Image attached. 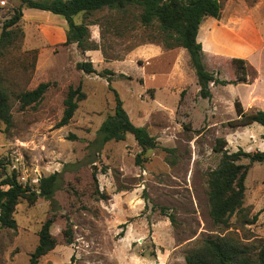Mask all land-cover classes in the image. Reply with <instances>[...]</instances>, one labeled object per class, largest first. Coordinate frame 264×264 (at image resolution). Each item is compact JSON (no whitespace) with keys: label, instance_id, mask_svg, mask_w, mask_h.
<instances>
[{"label":"rangeland","instance_id":"rangeland-1","mask_svg":"<svg viewBox=\"0 0 264 264\" xmlns=\"http://www.w3.org/2000/svg\"><path fill=\"white\" fill-rule=\"evenodd\" d=\"M19 5L0 0V31ZM22 13L17 38L0 50V84L12 113L9 127L0 122V173H14L36 192L39 180L55 172L62 184L53 204L41 197L33 204L19 201L16 228H0V264H28L52 215L57 246L38 264H186L204 239L264 242V163L249 169L243 209L228 226L213 223L207 195L208 173L221 159L214 151L217 139L230 153L264 151L263 126H229L237 119L235 102L247 113L264 112V0H224L219 20L202 21L197 42L206 70L233 81L239 61L246 76L237 85L210 84V99L198 96L187 51L153 40L156 32L142 26L137 9L77 15L74 22L87 26L97 48L85 52L64 45L61 16L25 8ZM83 61L95 73L77 70ZM104 70L114 73L110 84L100 77ZM40 83L49 85L41 101L21 110L18 94ZM78 85L85 98L71 121L57 127L67 90ZM108 85L132 124L145 128L159 148L142 153L131 135L99 151L88 147L115 109ZM66 226L71 244L63 237Z\"/></svg>","mask_w":264,"mask_h":264},{"label":"trees","instance_id":"trees-1","mask_svg":"<svg viewBox=\"0 0 264 264\" xmlns=\"http://www.w3.org/2000/svg\"><path fill=\"white\" fill-rule=\"evenodd\" d=\"M224 0H19L20 5L13 11L10 18L3 21L0 31V50L9 46L16 38V30L22 10L34 9L61 16L66 24L64 45L76 44L82 52L94 51L97 48L89 41V32L85 24H76L74 18L82 14L89 16L104 10L121 12L125 14L131 9L139 10L138 21L145 28L156 32L153 40L159 39L166 49L183 48L189 56L190 66L194 71L198 96L201 99H210L209 85L227 86L237 85L244 81L245 67L235 61L236 79L226 81L208 72L203 63L201 44L197 42V34L202 21L206 18L219 20ZM76 68L86 74H93L95 70L89 61L78 62ZM114 73L104 70L100 77L110 84ZM47 83H40L33 90L18 94L17 101L21 110L35 105L41 101L48 89ZM114 93L115 109L97 130L96 137L88 147L100 150L106 143L123 141L131 135L141 152L159 148L156 139L150 136L146 129L132 124L122 107V102L116 92ZM183 95V92L182 94ZM85 98L81 85L76 88L69 87L63 102L64 109L57 127L67 125L77 109L78 102ZM237 119L229 123L231 127H246L254 123L264 127V112L258 110L254 113L245 112L240 102H235ZM0 122L6 127L12 123L11 105L7 92L0 84ZM264 138V136H263ZM225 141L217 139L214 151L221 154L218 166L208 173V205L209 215L215 225L228 226L230 217L242 210L245 179L249 169L256 163H264V151L253 153L238 149L235 152L224 150ZM165 152L171 149L162 148ZM246 161V163H244ZM140 158H136L139 165ZM0 159V169L3 168ZM96 183V180H95ZM62 184L61 173L55 172L39 180L38 192L27 185H22L17 176L0 173V228L15 229L16 222L13 217L15 208L20 200L33 204L41 197L53 204V197ZM54 215L44 221L38 232V243L29 256L28 264H38L40 258L46 256L56 246L57 241L50 229ZM171 222L173 221L170 217ZM63 237L67 244L72 243L71 229L66 226ZM186 264H264V242L260 245L245 246L229 236H217L204 239L202 243L188 253Z\"/></svg>","mask_w":264,"mask_h":264}]
</instances>
